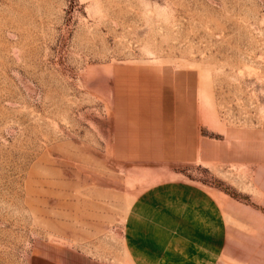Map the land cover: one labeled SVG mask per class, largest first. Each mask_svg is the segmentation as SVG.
Instances as JSON below:
<instances>
[{
	"label": "rangeland",
	"instance_id": "rangeland-1",
	"mask_svg": "<svg viewBox=\"0 0 264 264\" xmlns=\"http://www.w3.org/2000/svg\"><path fill=\"white\" fill-rule=\"evenodd\" d=\"M120 91L171 148L117 147ZM180 216L196 264H264V0H0V264H164L139 229Z\"/></svg>",
	"mask_w": 264,
	"mask_h": 264
},
{
	"label": "crops",
	"instance_id": "crops-1",
	"mask_svg": "<svg viewBox=\"0 0 264 264\" xmlns=\"http://www.w3.org/2000/svg\"><path fill=\"white\" fill-rule=\"evenodd\" d=\"M116 112L115 138L118 142L117 147L126 149H164L172 147V141L167 138V128L172 122L174 125L178 118L176 114H173V116L169 115L168 96L166 94L145 91L132 95L130 92L120 91L116 97ZM181 120L185 123H181L182 141L179 147L182 151H191L193 149V144L191 143L193 138L192 127L189 122L183 119L182 113L180 122ZM175 125L174 128H176ZM174 132H177V130L175 129ZM154 207L150 206L151 212H164L162 209H154ZM173 218L175 219V217ZM183 220L181 216L177 217L176 221L174 220V224L168 223L169 225L167 226L162 225L163 223L159 221H154L158 225L146 226L142 230L139 229L135 220H133L132 225L128 229L136 231L139 229L140 238H150L149 241L142 240L144 244H166L170 246L167 254L164 253L165 255L161 258V263L196 264L195 261L199 257L197 256L198 253H193L194 248L199 249L197 245L204 244V242L206 244L209 243L208 240L202 239L198 233L196 234L194 230H190L194 226H184ZM136 236L138 235L132 234L133 238H136ZM199 238L203 243L198 240ZM132 243H137V241H132ZM206 260H208L207 256Z\"/></svg>",
	"mask_w": 264,
	"mask_h": 264
}]
</instances>
